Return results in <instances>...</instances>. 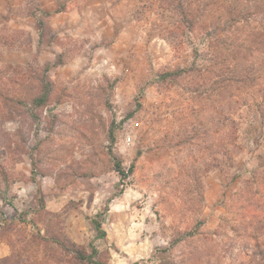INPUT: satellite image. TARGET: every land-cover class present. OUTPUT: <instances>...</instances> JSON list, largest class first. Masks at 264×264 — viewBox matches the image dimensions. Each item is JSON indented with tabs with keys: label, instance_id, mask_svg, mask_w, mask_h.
<instances>
[{
	"label": "rangeland",
	"instance_id": "1",
	"mask_svg": "<svg viewBox=\"0 0 264 264\" xmlns=\"http://www.w3.org/2000/svg\"><path fill=\"white\" fill-rule=\"evenodd\" d=\"M221 11L0 0V264H264V19Z\"/></svg>",
	"mask_w": 264,
	"mask_h": 264
},
{
	"label": "trees",
	"instance_id": "2",
	"mask_svg": "<svg viewBox=\"0 0 264 264\" xmlns=\"http://www.w3.org/2000/svg\"><path fill=\"white\" fill-rule=\"evenodd\" d=\"M254 8H253V2ZM215 3H219L220 9L222 11L219 13L222 17H224L222 20L225 23L224 26V37L226 35L233 34L234 43L233 46L236 47V45H239V43L235 44L236 42H241L242 35H240L238 38L237 34H240V24H247L250 25L252 21H255L257 18L262 17L264 19V12L258 13V10L261 8L259 6H264V0H214ZM252 2V3H250ZM204 7V6H203ZM207 5H205L206 9ZM188 10V9H187ZM183 11L185 15L188 16L189 11ZM262 15V16H259ZM244 27V26H242ZM234 28V30H233ZM260 35V36H258ZM255 39L261 38V34H255ZM228 39V38H227ZM260 43L264 45V39H261ZM259 43V44H260ZM258 44L253 43L252 49H257ZM253 65V63L251 64ZM236 68L235 66H233ZM250 65L248 63L244 64L242 66L243 68H246L245 70H250ZM244 70V71H245ZM243 71V70H242ZM45 96L41 97L39 99L40 102H45ZM233 123H235V120H233ZM119 171L125 176L126 171L123 169L122 165L118 163ZM96 229L98 230L99 236L103 237L106 236L107 232L102 229L101 223L93 220ZM93 247V251L91 253H87L83 248L79 246H74L72 249L73 251V258L75 264H97V256L99 254V250L95 247Z\"/></svg>",
	"mask_w": 264,
	"mask_h": 264
},
{
	"label": "built area",
	"instance_id": "3",
	"mask_svg": "<svg viewBox=\"0 0 264 264\" xmlns=\"http://www.w3.org/2000/svg\"><path fill=\"white\" fill-rule=\"evenodd\" d=\"M128 140H130V137H128Z\"/></svg>",
	"mask_w": 264,
	"mask_h": 264
}]
</instances>
